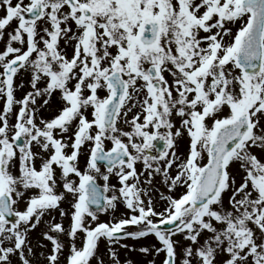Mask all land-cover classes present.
Instances as JSON below:
<instances>
[{
    "label": "snow or ice",
    "instance_id": "obj_1",
    "mask_svg": "<svg viewBox=\"0 0 264 264\" xmlns=\"http://www.w3.org/2000/svg\"><path fill=\"white\" fill-rule=\"evenodd\" d=\"M0 264H264V0H0Z\"/></svg>",
    "mask_w": 264,
    "mask_h": 264
},
{
    "label": "rangeland",
    "instance_id": "obj_2",
    "mask_svg": "<svg viewBox=\"0 0 264 264\" xmlns=\"http://www.w3.org/2000/svg\"><path fill=\"white\" fill-rule=\"evenodd\" d=\"M129 243H132V242L129 241ZM132 259H134V260H139V257H137V256H133Z\"/></svg>",
    "mask_w": 264,
    "mask_h": 264
},
{
    "label": "flooded vegetation",
    "instance_id": "obj_3",
    "mask_svg": "<svg viewBox=\"0 0 264 264\" xmlns=\"http://www.w3.org/2000/svg\"><path fill=\"white\" fill-rule=\"evenodd\" d=\"M101 219H107L106 217H101Z\"/></svg>",
    "mask_w": 264,
    "mask_h": 264
}]
</instances>
